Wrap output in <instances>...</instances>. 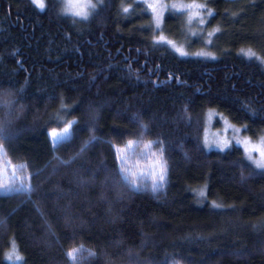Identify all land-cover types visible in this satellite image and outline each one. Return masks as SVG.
Listing matches in <instances>:
<instances>
[{
  "label": "trees",
  "instance_id": "16d2710c",
  "mask_svg": "<svg viewBox=\"0 0 264 264\" xmlns=\"http://www.w3.org/2000/svg\"><path fill=\"white\" fill-rule=\"evenodd\" d=\"M179 1L214 16L164 11L156 28L147 3L104 0L74 23L62 0L42 12L0 0V92L14 94L0 159L29 190L5 192L0 176V264H13V245L21 264H264V170L241 145L205 147L209 110L264 138V64L243 54L264 59V0L167 4ZM69 121V139L54 145L50 130ZM129 140L140 141L133 155L164 142L162 189L122 180L115 156Z\"/></svg>",
  "mask_w": 264,
  "mask_h": 264
},
{
  "label": "snow or ice",
  "instance_id": "6c2138e0",
  "mask_svg": "<svg viewBox=\"0 0 264 264\" xmlns=\"http://www.w3.org/2000/svg\"><path fill=\"white\" fill-rule=\"evenodd\" d=\"M31 3L35 5L38 10L41 12L45 10V0H31ZM63 8L61 9L62 14L64 15H71L73 18V22L75 23V18L79 17L82 20H88L89 16L92 14V12L97 8L99 4H103L104 0H97L96 3H93L92 0H62ZM144 11H151L154 14V21H155V27H160L161 18L163 16L164 11H167L171 14H183L184 12L191 13L189 15V23H191L193 20L198 21L200 24L205 23V19L201 16V10L207 11L209 16H214V13L211 11H208L206 6L203 4H187V5H176V4H162L157 0L156 3L153 4H147L146 8L143 9ZM123 13L127 14L129 13V8L125 7L122 9ZM193 35H198L197 33H193ZM212 33H209V36H211ZM155 43L157 44H167L173 48H175L174 45H172L171 41H166L164 37H160L158 41ZM211 43V41H209ZM139 51V50H138ZM175 51L179 53L181 56H187L189 53L182 51L179 48H175ZM243 52V50H242ZM245 56H247L249 59L255 58L256 60H259L260 63L264 64V59H261L260 57H256L255 53H253L251 50L247 52H243ZM196 55H207L205 53H197ZM213 59L215 57H212ZM129 71L131 72V66H129ZM14 107V94L11 92H0V112H3V115H0V131H2L10 122H11V115L9 110H12ZM212 113H209V119H211ZM74 123H78V121H69L67 122V126L64 127L62 130L57 132L56 130H52L49 135L52 137V141L54 145H59L60 143L66 141L69 139V129L72 128ZM141 128H145L146 126L141 124ZM229 128L231 125L228 126ZM246 127V126H245ZM234 131L239 132L240 129H234ZM99 137H96L95 135L90 137V141L85 143V145L81 148L80 153L77 155H80L84 151H86L88 147V143L94 140H98ZM137 143L139 144L140 141H132L129 140L127 142V147L130 149L132 148L133 144ZM236 143L243 144L244 145V152L246 159L251 161L252 164L255 165L256 169L264 170V138H261V141L257 145H251L248 140H237ZM231 142L230 141H223V142H216V147L218 150L223 151L230 147ZM153 145L158 146V152H148L146 151L144 155L147 156L148 159V166L152 169V184H151V191L153 193L157 192L158 190L162 189L164 187V184L167 182V174H168V165L167 160L165 159L164 153H165V146L164 142L161 140H155V141H148L147 143H144L143 147L145 150H150ZM208 141L205 140V147H208ZM253 151H256L259 153L260 158L259 159H253ZM115 159L120 162V175L122 180L125 183H128L132 188H137V185L134 180H129V169L126 166L127 165V156L125 153V149H119ZM62 163L68 164L70 161H62ZM131 175H135V173H131ZM9 192H24L29 191L25 189L23 186L21 187H15L7 189ZM198 195L203 198L204 193L200 192ZM213 207L220 208L221 205L214 204ZM81 251L78 249H72L71 251H68L66 253V256L69 258L70 261L76 262L78 260L77 252ZM89 258H96L95 252H88ZM7 260L12 261L13 264H21L23 262L24 258L23 256L19 255L16 251L15 245H13L12 250L6 255L5 257ZM106 264H111V261L106 258Z\"/></svg>",
  "mask_w": 264,
  "mask_h": 264
},
{
  "label": "rangeland",
  "instance_id": "374dc122",
  "mask_svg": "<svg viewBox=\"0 0 264 264\" xmlns=\"http://www.w3.org/2000/svg\"><path fill=\"white\" fill-rule=\"evenodd\" d=\"M147 4L156 3L157 0H140ZM162 4H167V0H159ZM196 1H194L195 3ZM176 5H187L193 4L192 2L186 3L183 1L175 2ZM152 13V12H151ZM153 14V13H152ZM154 17V14H153ZM212 113L211 119H209V113ZM218 116L222 117L220 114L215 113L213 110L207 111L205 115L206 120V127H205V140L208 141V145L212 147H216V142H223L225 140L230 141L231 144H237L236 141L240 140H248L251 145H257L260 143L261 138L257 140H252L249 137L245 136L242 130L237 126H233L228 123V120L225 118L219 119ZM231 125L229 128L228 126ZM66 127V126H65ZM64 128V127H63ZM61 129H52L59 132ZM234 129H240L239 132L234 131ZM50 130V132L52 131ZM71 128L69 129V132ZM52 138V137H51ZM135 144V143H134ZM134 144L132 148H128L127 145L123 146L119 149H125V153L127 156V167L129 169V179L134 180L136 185L140 183V181L147 180L146 182H152V169L148 166V159L147 156L144 155L146 151L153 152L152 149L150 150H143L135 155H133ZM244 148L243 144H239ZM217 148V147H216ZM253 159H259V153L253 151L252 153ZM131 173H135V175H131ZM0 176L2 179V189L5 192H8L7 189L15 188V187H25L27 177L25 174H20L18 172V167L13 166V164H8L6 161L0 159Z\"/></svg>",
  "mask_w": 264,
  "mask_h": 264
}]
</instances>
